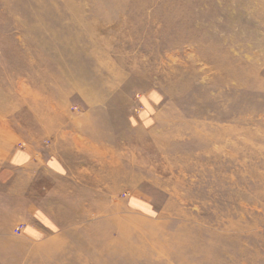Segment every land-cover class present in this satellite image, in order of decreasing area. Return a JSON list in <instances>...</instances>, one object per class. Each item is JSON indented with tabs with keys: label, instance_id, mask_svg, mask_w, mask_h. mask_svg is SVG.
Returning <instances> with one entry per match:
<instances>
[{
	"label": "rangeland",
	"instance_id": "1",
	"mask_svg": "<svg viewBox=\"0 0 264 264\" xmlns=\"http://www.w3.org/2000/svg\"><path fill=\"white\" fill-rule=\"evenodd\" d=\"M76 3L62 13L82 26L56 21L80 51L74 88L29 33V0H0V101L13 102L0 158L30 146L42 164L30 199L41 218L14 224L0 264H70L72 234L95 250L112 210L156 226L142 234L151 264H264V0ZM94 70L105 87L87 94ZM11 181L0 225L20 209Z\"/></svg>",
	"mask_w": 264,
	"mask_h": 264
},
{
	"label": "bare ground",
	"instance_id": "2",
	"mask_svg": "<svg viewBox=\"0 0 264 264\" xmlns=\"http://www.w3.org/2000/svg\"><path fill=\"white\" fill-rule=\"evenodd\" d=\"M76 2L77 0H29V4L35 12L30 14L31 22L28 27V31L36 40L37 45L43 47L44 44L47 46V56H53L54 58L55 56H61L62 62L59 79L62 81L63 86L71 85L74 88L75 84L69 76L71 75L72 77L75 71H77L76 60L79 57L80 51L76 47V43H73L72 39H61L68 28L65 26L60 27L57 25L56 21L65 20L62 13L64 10L72 11L74 14L79 13L80 9ZM65 21L67 24H72L75 27L82 26V21L79 16H73L71 21L68 19ZM89 40L92 41L91 36ZM82 53L95 59L96 52L93 54L92 52L84 50ZM69 71L71 73L67 75ZM97 72L98 70H94V74L96 73L95 76L98 77L100 84L97 82L84 84V82H82L81 89L86 90L87 94H90L93 89L105 87L102 77L100 78ZM3 98L4 97H0V100ZM12 103L11 100L0 101V111H4L8 114V107L10 108ZM101 213L102 215L105 214L103 212ZM105 218L104 232L94 236L97 238V241H99L95 250L90 242L84 240V238L79 236L76 232L72 234L74 240L72 248L76 253L80 252V254L74 257L75 261L70 260L68 263L73 264L74 262L78 263L80 261L81 263H85V260H87L85 254L87 251H89V253L92 252V256L93 252L96 254L91 264H151L154 261L153 257H148L147 244L144 246L146 237L143 236L155 232L156 226L154 224L130 216L127 213L121 215V213H117L115 210H112L111 215ZM85 232H87V230H85ZM113 234H115L116 237ZM63 240L64 239H56L52 245L60 248V259H63L62 255L65 247L62 244V242H64ZM152 244L155 245L154 242H152L151 245ZM39 252H33L34 262L39 259Z\"/></svg>",
	"mask_w": 264,
	"mask_h": 264
},
{
	"label": "crops",
	"instance_id": "3",
	"mask_svg": "<svg viewBox=\"0 0 264 264\" xmlns=\"http://www.w3.org/2000/svg\"><path fill=\"white\" fill-rule=\"evenodd\" d=\"M25 150H16L10 147L3 157L0 158V184H4L12 180V184L15 191L11 192V197L20 198V209L16 212L15 217L11 218L8 223L0 225V243L6 242L5 239L11 240L12 231L11 228L14 224L25 222L31 225L30 220L38 222L41 214L40 208L34 206L30 199L39 198V193L36 190L38 186V170L42 168V164L39 161L41 150L34 151V147L28 146ZM34 153V155H33ZM38 158V159H37ZM62 157V160H54V170L58 173L62 172L63 166L67 165V162L71 164L72 157ZM40 168V169H39ZM9 180V181H8ZM36 191V192H35ZM14 222V223H13ZM30 236L35 238L39 234L44 236L46 231H30ZM37 233V234H36ZM32 234V235H31Z\"/></svg>",
	"mask_w": 264,
	"mask_h": 264
},
{
	"label": "built area",
	"instance_id": "4",
	"mask_svg": "<svg viewBox=\"0 0 264 264\" xmlns=\"http://www.w3.org/2000/svg\"><path fill=\"white\" fill-rule=\"evenodd\" d=\"M24 229V226L23 225H18L16 228H15V233H21Z\"/></svg>",
	"mask_w": 264,
	"mask_h": 264
}]
</instances>
